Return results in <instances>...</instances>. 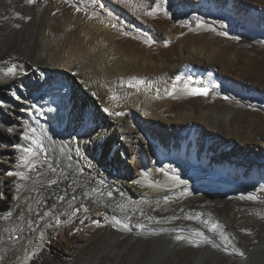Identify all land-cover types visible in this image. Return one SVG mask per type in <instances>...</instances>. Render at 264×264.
<instances>
[{
	"label": "bare ground",
	"instance_id": "obj_1",
	"mask_svg": "<svg viewBox=\"0 0 264 264\" xmlns=\"http://www.w3.org/2000/svg\"><path fill=\"white\" fill-rule=\"evenodd\" d=\"M242 1L0 0V264H264V112L242 96L264 35L230 34L264 0Z\"/></svg>",
	"mask_w": 264,
	"mask_h": 264
},
{
	"label": "rangeland",
	"instance_id": "obj_2",
	"mask_svg": "<svg viewBox=\"0 0 264 264\" xmlns=\"http://www.w3.org/2000/svg\"><path fill=\"white\" fill-rule=\"evenodd\" d=\"M88 1L89 0H85V3H88ZM192 1H193L194 5H196V7L198 5V9L200 10V12L203 13V12H206V10L207 11H210L211 10L209 13L212 12V13H214L216 15H221V16H224V17H227V14L225 12H226V10L228 11V9L230 8V4H231V7L234 8V9H241L243 7V5H241V3H244L242 0H218L219 1L218 2L219 4L224 3L223 6L225 7L226 10L225 9L222 10L221 8H218V9L213 8L214 9V11H213V9H209L210 8V6L208 4L209 3V0H192ZM212 1H216V0H212ZM187 8H188L189 11H192L193 6H189ZM232 8H231L230 12L232 11ZM78 9H80V8H78ZM260 11L262 13L264 12L263 9H260ZM230 14H232V21L231 22L233 23L232 24V27H231L232 29L231 28H228V29H231L230 30V34H237L239 32L240 39H242L241 41L244 42L245 45H246V46H244V44L242 45L243 49H245L244 51H246L245 52L246 54H249V52L250 53L257 52L260 47H258V45H256L255 40H254V37H257L256 35H258V34L259 35H264V24H262L261 27H257V25H251L249 27V25H245L246 23H244L243 21H241L239 14H237V13L234 14L233 12H231ZM225 20H227V19L225 18L223 20L224 23L225 22L227 23V21H225ZM16 29H19V28H16ZM231 38H233L232 40H235L236 39L235 36H232ZM248 40H249V42H248ZM257 47H258V49H257ZM260 52L262 54L263 53V50L262 49H259V52H257V53L260 54ZM242 56L245 58V54L242 55ZM230 81L232 82L231 78H230ZM238 83H239V85L241 84V86H242V84H244L243 82L241 83V80H238ZM235 87L236 88H239V86L237 85V82L235 83ZM249 87L250 88H248V90H245V92L246 93L248 92V94H246L245 92H243L242 96L244 98H246V100H248L249 107H252V106L253 107H256L260 113H263L264 112V87L263 86H260L258 84L257 85H253V87H251V86H249ZM249 90H250V92H249ZM240 148H242V146H240ZM14 155L15 154H13L12 156H10L8 158V160H9L8 163H10V164L11 163H14V160H15V157H16ZM45 158L46 157L43 158L44 161H46ZM9 187H11L10 189L12 191H9L8 194L6 193L7 196H6L5 200H3L2 197H0V200H1L0 201L1 202L0 203V206L2 204V205H4L6 207V210H8V212L14 213L16 211V209H15V203H14V196L12 195L13 194L12 192L13 191L15 192V189H14L13 186H9ZM64 189H65L64 191H66V188H64ZM44 204H45V206H48L49 202L48 201H44ZM11 205H12V208H11ZM39 209L41 210L42 207H39ZM14 237H15V239H17L19 237V234L18 233H15ZM23 245H24L23 243H19L14 248L16 249V248H19V247H21ZM52 247L53 248L51 249V253L56 258H57V255L59 253L60 254L65 253V252H63L64 250H63L62 247H59V248L57 246L56 247L52 246ZM55 249H57V250H55Z\"/></svg>",
	"mask_w": 264,
	"mask_h": 264
},
{
	"label": "snow or ice",
	"instance_id": "obj_3",
	"mask_svg": "<svg viewBox=\"0 0 264 264\" xmlns=\"http://www.w3.org/2000/svg\"><path fill=\"white\" fill-rule=\"evenodd\" d=\"M27 2L28 3H32L33 0H27ZM160 10H161V5L159 3V0H157V4L155 5V7H153L152 11L149 12L148 14L149 15H153L157 11H160ZM77 11H79V9H77ZM17 15H19V14H17ZM165 15H167V13H165ZM16 26L19 27V25H16ZM199 26H202V24H198V27ZM112 27H116V25L113 24ZM124 34L127 35V33H124ZM144 42L147 43V44L151 43V41H149V40H145ZM2 71H3L5 77L15 76L17 74V67H16V65H12L11 67L3 69ZM133 79H135V78H133ZM177 79H179V78H177ZM137 83H139V81H137ZM185 89L187 91V94H189V95H208V89L207 88H204V89H188L187 85H185ZM173 90H175V85L173 86ZM169 95H172V93L170 92ZM115 98L116 97L114 96L113 99H115ZM104 111L108 112L109 110L107 108H105ZM113 114L117 115V116L123 115V113H119V112L118 113H113ZM8 131L11 132L12 129L9 128ZM31 131L34 133L35 129H32ZM24 152L31 154V149H25ZM20 159H21V162L24 165H27L29 168L34 167V165L31 164V162L28 160L27 156H21ZM159 171H164V170L163 169H159ZM8 175H10V176L11 175H21V176H23L22 173H12V172H9ZM165 175H167V173H165ZM170 179L172 180L173 184H186L187 183V181L180 180L179 176H173ZM53 183H54V181H53ZM134 183H139V181H135ZM109 194L111 195V193H109ZM241 198L243 199L244 197H241ZM247 198L248 199H255V196L250 195ZM85 211H87V209H85ZM8 215L11 216V213L9 212ZM140 227H143V225H141ZM218 227H220V225H217V224H213L212 225L213 230L218 228ZM198 235L203 237L204 240L208 239L207 237L204 236L203 233H198ZM175 239L178 240V241L179 240H187L188 237L177 235L175 237ZM215 246L216 245H213V247H215Z\"/></svg>",
	"mask_w": 264,
	"mask_h": 264
}]
</instances>
